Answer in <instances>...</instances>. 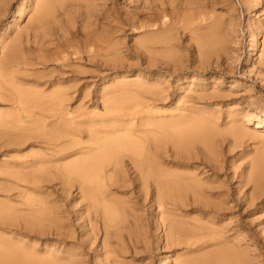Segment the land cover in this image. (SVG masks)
Returning a JSON list of instances; mask_svg holds the SVG:
<instances>
[{"label": "rangeland", "instance_id": "rangeland-1", "mask_svg": "<svg viewBox=\"0 0 264 264\" xmlns=\"http://www.w3.org/2000/svg\"><path fill=\"white\" fill-rule=\"evenodd\" d=\"M1 1H2V4L0 5V13H1L0 15V35H1L0 38L1 37L2 38L0 40V45H1L0 48L2 49H0V64L3 63V60L5 59L4 58L5 55H7V53L9 54V51H10L9 48H11V46L14 44L17 45L19 49L31 47L30 49L33 51L32 53L28 55L29 56L28 63H26L25 65L24 64L14 65L10 69L11 76H12L11 84H6L5 82H3V84L6 85V88L8 89L11 88V90L9 89V90H6L5 92V89L1 88L0 86V101H1L0 102V122L3 119H6L7 121V123H5V126L0 125V129H3V128L5 129L4 133L2 132V136L0 137V165H1L0 166V211H1L0 212V227H1L0 228V240L1 239H2L1 241L5 240L8 243L11 242V244L16 243L21 246H25V247L28 246L27 248H30V249L34 247V249L36 248L35 250H38L39 252H41L43 248L45 249V246L49 245L50 246L49 249H52V251L55 249H58L59 253L63 254L62 253L63 250L66 247H68L66 248L67 251L68 250L70 251V249H72L71 251L74 252V254L77 255L79 252L80 254L83 255V256L82 255L78 256V258L80 259L79 260L80 264H88V262L89 264H103V263L108 264V261L112 259H115V261L117 260L123 264H129V263L130 264H133V263L145 264V262H147L146 264H151V263L152 264H173L172 263L173 258L178 257V255L179 257L184 254V255H191L192 257L200 258L201 254L203 255L206 252L211 251L212 249L215 248L212 242L207 241V242H204V244L201 243L202 241H205L207 237H202V239L198 241L199 243H201L200 244L201 250H199L200 249L199 248L198 250H194V251L190 250L188 245L185 243H180L181 246H179L180 244L174 240V238L178 236V233H181L180 235L182 238L183 236H186L187 234L191 232L192 233L202 232L208 227L211 231L214 230L219 235H221V238L224 239L225 237V239L227 240L226 242L227 244H230L237 250L241 251V253H243V256L245 257L247 264H264V235H263L264 232H261V231H264V224H263L264 217H262L264 216V192H263L264 191V174H263L264 172V123L261 120V118L264 117V69H263L264 68V63H263V60H264V46H263L264 45V32H263L264 30V25H263L264 24V0H261V1L260 0H252V1L251 0H204V1L203 0H163V1L155 0L156 2L154 0H145V1L144 0H105V1L104 0H57L55 2L54 8L51 9L50 15L47 17V22L50 23L49 27H51V23H53L51 29L61 30V31L55 30V32L57 31V33H55L56 36L59 35V32H60V34H63L62 38L64 40L66 39L68 40L67 41L68 44L64 43L67 46L63 45L59 49L55 48L53 44H50L49 42L51 41H46L43 44H41V41L38 40V37L35 36L34 33H32L34 31H32L33 27L29 21H30V16L32 13L31 6L35 4L36 0H0V3ZM94 1L96 2L94 3ZM103 2L105 3L103 4ZM90 5H92V7ZM251 5H252V8H251ZM91 8L93 9V11L91 10ZM104 8H105L104 15H106L105 17L104 15L102 16V13H103L102 11ZM226 9H228L229 11ZM70 10L71 11L73 10V12H70ZM81 12L82 14H80ZM3 14H5V16ZM95 16H96V20L93 19L95 18ZM173 16L175 17L173 18ZM113 17H116V18L112 19ZM231 18L233 21L231 20ZM228 21H230L231 23ZM257 22L258 23L260 22V23L258 24ZM228 23L232 24L230 28V30L232 29L231 31L229 30V27H228L229 25L227 26ZM97 24L99 26L95 27L94 25H97ZM253 25L255 26L254 28H252ZM200 26L204 27V29H202ZM195 27H197L196 30L194 29ZM66 28L67 30H69L67 31V33H65ZM166 28L168 29L166 30ZM255 29L257 30L255 31ZM30 30L32 33V37L31 35L29 36V34H31ZM19 31H21L22 34H20L21 32L19 33ZM250 31H251V35H249ZM226 32H228L229 34H226ZM256 32H259V33H256ZM82 34H83V37H82ZM23 35H24V38H23ZM252 36L255 38L253 39ZM71 37L73 38L72 40H71ZM164 37L166 38L163 39ZM174 37L176 39H174ZM213 37L215 38V40L220 39L221 43L220 44H217L216 42L215 44L211 43L212 45L211 48L207 50L205 53H203V50L201 49L202 41L206 39H212ZM5 38L7 39V41ZM100 38H103V40L105 41L103 43L105 47L102 50L98 49L99 48L98 45L101 44ZM35 41H37L38 44L37 42L35 43ZM94 41H96V43ZM228 41H231V42H228ZM250 41L252 45L250 44ZM2 42L3 43L5 42V43L3 44ZM91 42L95 44L93 45ZM41 46L47 49H51L50 51L52 52H50V54L47 56V58L49 59L45 61H40V60L36 62L34 61L35 62L34 63L33 59L35 57L41 58V55H42V58H46L44 57V54H45L44 52H42L41 54L39 52V49L41 48ZM61 51L62 53L60 54ZM89 54L90 55L92 54V56H90ZM68 57L70 60L68 59ZM73 57L75 58V60ZM227 57L229 58V60ZM31 58L32 60H30ZM165 58H168V59H165ZM211 60L213 61V63L211 62ZM182 61L184 63H182ZM185 63L186 64L190 63V64L188 66V64L186 65ZM228 64L230 67L228 66ZM58 65H60V67ZM253 67L254 68L256 67L255 68L256 70ZM63 68L65 71L63 70ZM252 68L254 72H252L253 71ZM193 69L195 72H193ZM67 71L68 73H66ZM262 72H263V75L261 74L262 76L261 75L259 76V73H262ZM161 74L163 77L161 76ZM213 74L215 77L212 76ZM193 75L196 78L193 77ZM219 75H221L223 78ZM187 76H189L191 79L188 78ZM18 77H20L21 79H17ZM154 77L158 79L155 80ZM217 77L219 79H217ZM111 78L113 80H109ZM152 78L156 82H154ZM29 79L31 81L32 80H36V81H32V85H31L30 84L31 81ZM118 80L121 82L122 86L119 85L120 83H117ZM125 80L127 82H125ZM157 80L158 81L160 80V82H157ZM40 81L42 82V84H40L41 83ZM112 81H114V83L116 84H112ZM144 81H147L148 83L147 82L144 83ZM214 82L216 83V85H213L215 84ZM131 83L133 84V87ZM190 83L195 87L191 86ZM168 85L170 88L168 87ZM199 85L201 87L198 88ZM128 86L130 88H128ZM122 87L124 88V90L121 89ZM146 87L155 88L157 89V91L156 92H152L149 90L142 91V89ZM217 87H219L220 89ZM19 89L21 91L23 90L26 92L28 90L27 93H38L41 96V98L47 96L50 93L59 91L60 92L59 97L61 101L56 107L57 110L55 108L47 109V110H42V109L38 110L37 108H35L33 111H24L22 108V104L15 101V96L17 95L16 93L20 91ZM111 89L115 93L112 92ZM125 89L127 91H125ZM134 89L138 90L139 92H136V90L134 91ZM108 92H111V93L109 94ZM8 93H9V96H8ZM10 96H12L13 99L10 98ZM131 97L132 98L134 97V99H132ZM186 99H188V101ZM212 100L215 101L216 104ZM117 101L118 102L120 101L119 104L117 103ZM209 102H213V103H209ZM249 103H251V105ZM125 106H127L128 108L127 107L124 108ZM115 107L124 108L122 110H119L121 113L124 111L130 110L128 115L125 114L122 116V119H124V122L120 124L125 123V126L126 125L131 126V130H133L135 133H137V131L139 130L155 129L154 127H156L159 124L175 122L176 120L181 121V120L188 118L187 119L189 120L188 122L191 123L192 126L195 127L196 131L198 130L197 132H200L199 134L200 137L197 136L199 137V139L197 138L193 140L191 143L188 144V146L185 149H179V150H176L175 148H173L172 143L170 141L165 140L163 141L162 149H160V151L158 150L160 153L159 152L157 153L158 157H156L155 160L159 161L160 167L163 165L161 168H165V169L168 168L166 170L179 174L180 179L182 181H187L189 183L192 182V184L193 183L197 184V187H198V188L196 187L197 190L195 191L187 190L183 193H177L175 191H171L172 194L174 195L167 196V197L164 196L162 199H159L160 197L159 195L161 194V192L159 193L153 180L150 177H147V179L144 178L143 176H145V174L140 173L137 168L135 169V167H133V165L128 161V158L126 156L124 157L125 163L123 165H120L119 170L112 172L109 179L107 178V175H106V180H104L103 182L102 189L99 191H96V196H95L94 201L89 199L86 196L85 192L80 190V188L78 187L79 185L75 179H71L67 181L66 183V177L59 175L60 172L57 171L56 166H58V164L65 163V161L66 162L68 160L70 161V159L75 160V159L81 158L83 156V153L78 152V150L81 147H86V148L93 147V141H95L94 136L96 135L101 136L102 133H99V132L102 131L101 130L102 126H104L107 123L106 121L109 120L108 122H110L112 120L110 118V116L113 114L111 109L113 108V111H115L114 109ZM246 108L247 110L255 111L257 113L258 118L256 115H253V114L249 115L246 111ZM144 112L146 113L144 114ZM228 114L230 115V117ZM235 114H237V118L240 117V119H237ZM141 115L143 117L146 116V118L143 119ZM157 115L158 117L159 115L160 117H162L163 115L162 118L164 120L160 117L158 120ZM179 115H180V118H179ZM153 116L156 118H154ZM170 116H172L173 118ZM210 116H213V117H210ZM27 118L29 120L32 119V121L30 120L29 122L28 121L25 122V120H28ZM106 118H110V119L106 120ZM35 119L36 120L42 119V121L39 122V121H36ZM140 119H141V122H140ZM81 122H83V124ZM257 122H259V126H255ZM37 123H39L40 126L36 127L38 129L36 128L34 129L33 127L38 125ZM136 123H139V124L136 125ZM244 123L247 126V128L245 125H243L245 127L242 126V124ZM65 124L71 125V130L73 131L72 133L73 136L67 137V139L64 136H62V134H59L61 133L60 129L62 128L65 129ZM139 125H143V126H139ZM44 126L46 129L44 128ZM96 131H98V133H96ZM155 132L156 130L154 131V133ZM138 133L141 135V132H138ZM148 135L151 136V134H148ZM16 138L17 140H15ZM71 138L72 140H70ZM217 141L218 143L219 142L220 143L218 144ZM223 141H224V144H222ZM68 146L71 147V149L67 150L66 152L70 156L68 155L57 156L55 154L56 150L63 149ZM48 152L50 154L46 155V153ZM72 154H73V157H71ZM196 154L198 155V157ZM180 156H185L186 158H188V160L186 161V159H181ZM162 160L163 161L167 160V162L164 161L162 163ZM191 160L192 161L194 160V161L191 162ZM39 161H40V164H39ZM4 162H7V165ZM194 163H196L197 165L196 164L194 165ZM9 165L12 168L9 167ZM170 165H171V168H170ZM183 165L184 166L186 165L185 168ZM16 166L17 168H15ZM191 166L193 167V169ZM24 167L27 169H24ZM189 167H191V169ZM124 168L126 170V173H125ZM200 168L202 169L200 170ZM262 170L263 172H261ZM200 171H202L203 173ZM212 171H214L213 172L214 174L212 173ZM56 172L57 174H55ZM214 176L215 177L217 176L219 178L221 176V178L218 179L216 177L217 178L216 179L217 181H216L214 179L215 178ZM212 179H214L216 183ZM210 181L212 184H210ZM228 184H229V187L226 186ZM19 185L20 186L22 185L24 187L21 188ZM110 188L112 190L111 192L110 190L108 191V189ZM31 189L32 191H30ZM203 190H205L206 192H204ZM221 190L223 191L222 193H221ZM33 191H36V192H33ZM193 192L196 194L194 195ZM212 192L213 193L216 192V193L213 194ZM34 193H36V195ZM40 193H42L43 195ZM223 193L226 195H224ZM227 193L229 194L231 198L228 196ZM177 196H180L179 197L180 199ZM211 196L213 197L211 198ZM226 196L228 197V199ZM113 197L115 200L113 199ZM110 198H112V200ZM27 199L31 203L30 202L28 203L26 201ZM133 200H135V202H133ZM167 200H169V202ZM183 200H184V203H182ZM165 201L168 203V205ZM117 202L119 203L117 204ZM172 202H175V203H172ZM231 202L233 206L230 205ZM185 203L188 204L189 206L186 205ZM174 204L180 207V209L178 207L177 209ZM239 204H241L242 206ZM47 205H49V207ZM16 206L18 207L15 208ZM41 207L44 208L43 211L40 210ZM64 207L66 209H64ZM104 207H106L107 209L106 214H107L108 221L112 222L111 225L106 226V229L104 228L103 214H102ZM169 207L171 210L169 209ZM20 208L22 210L24 209H28V210L22 211ZM174 208L176 209L174 210ZM12 209H16V210H12ZM132 209L137 211V213ZM57 210H58V213H57ZM66 210L67 212L69 211L70 213H66ZM196 210H198L199 212ZM7 212L8 214H6ZM59 212L62 214V217ZM197 212L198 214H196ZM29 213L31 214V216L33 215L32 217L36 216L33 218L35 221L34 222L35 226L33 228H30L29 224L24 220V217L29 215ZM76 213H77V216H76ZM155 213H156V217H155ZM186 213H188L187 216L185 215ZM165 214H168V215H165ZM177 214L178 216L180 214V218L181 217L183 218L180 219L179 217H177ZM160 215H162L163 218ZM174 215L176 216V218ZM194 215L195 216L197 215L196 218ZM201 215L203 217H200ZM229 215H231L230 217L232 218H229ZM138 216L141 217L139 218L140 220L136 218ZM167 216L168 217L170 216L171 218L169 217L168 219ZM191 216L192 218H190ZM198 216L200 217V221L202 220L201 222L199 221ZM206 216L209 218H207ZM215 216L216 217L219 216V217L215 218ZM68 217L70 219L72 217V220H70ZM185 217L187 219H185ZM159 218H162V219H159ZM202 218L204 219V221ZM213 218L214 220H212ZM52 219H54L55 221ZM188 219H190V221ZM191 219L194 221H191ZM229 219H232V220H229ZM234 219L236 221H234ZM237 219H238V223H236ZM135 220L137 222H135ZM211 221L213 222V224L211 223ZM157 222H159L158 223L159 225L156 224ZM167 222L171 223V225L173 224L176 227V228L174 227L175 230H177L176 233H173L174 232L173 227L171 226L172 227L171 228ZM193 222L195 223L193 224ZM141 223H142V227H141ZM235 223L238 224L236 225L237 228L235 227ZM259 223H262V224H259ZM214 224L216 226H214ZM60 225L61 226L65 225L62 228L63 230L69 233L67 237H62V236L58 237L57 235L52 234L53 229L55 227L58 226L60 229H62ZM167 226L170 229H168ZM215 227L216 228L218 227V228L216 229ZM142 228L143 230H145L144 231L145 235H144ZM223 228L225 229V231ZM243 228H246V229H243ZM8 229H10L11 231ZM99 229L100 231H98ZM104 229H105L106 234H104ZM16 231H18L20 235L23 232H24L23 234L25 235L26 233V235L24 236L22 234L21 235L22 237H21L18 233L17 234L15 233ZM41 231L44 234L41 235ZM76 231H77V234H76ZM233 231L235 232L238 231L239 233L238 232L235 233ZM139 232H143V234ZM253 235H254V239L249 238L251 236L253 237ZM73 236H75L77 239L73 238ZM235 236L238 238H236ZM12 237L15 238V241L14 239H12ZM166 237H168V240H171L173 244L172 243H170L171 245L167 244ZM248 238L249 240L251 239L250 242L252 244L249 243ZM79 240L83 241V244L79 243ZM141 240L143 241L141 242ZM36 241L38 244L36 243ZM101 241L103 242L101 243ZM56 242L57 243L59 242L58 245ZM74 243H79V244H75V246H73ZM103 243H106L109 246V248L114 249L115 252L103 254V249L101 250V244ZM210 244H212L213 247L212 245L210 246ZM41 245L43 246V248L41 247ZM78 245H80L79 247L80 248L82 247L81 249L83 250H81L78 247ZM133 245H136V246L134 247ZM162 245H164V247ZM58 247H60L61 250ZM137 247H141V249L143 250H140V248L139 250L135 249ZM202 249L204 251H202ZM82 251L85 255L87 254L86 255L87 257H85ZM138 251L140 253H138ZM189 251H192V252L189 253ZM165 252L168 255V257L166 256V254H164ZM255 252L257 253L255 254ZM64 254H65V250H64ZM116 254H118V256ZM172 254L173 256H169ZM91 255L93 258H91ZM80 256H82L81 258L83 259L82 260L83 263L81 261ZM146 257H148L149 259L147 260ZM159 257L162 258V261H161V258ZM95 260L97 262H95ZM148 262H151V263H148ZM198 262L199 263L197 264H207L206 262H203V260L201 262L200 259L198 260Z\"/></svg>", "mask_w": 264, "mask_h": 264}, {"label": "bare ground", "instance_id": "bare-ground-1", "mask_svg": "<svg viewBox=\"0 0 264 264\" xmlns=\"http://www.w3.org/2000/svg\"><path fill=\"white\" fill-rule=\"evenodd\" d=\"M57 0H36V2H35V4L33 5V6H31L32 8H31V16H30V23H31V25H32V27H33V29H32V31H34V32H32V33H34V35L35 36H37L38 37V40H40L41 41V44H43L44 42H46V41H51V42H49L50 44H53L54 45V47L55 48H61L63 45H66V44H64V43H67L68 44V40L66 39V40H64L62 37H63V34H60V32H59V35H55V33H57V31H59V30H57V29H55V30H57L56 32H55V30L54 29H51L52 28V24L53 23H51V27H49V24L50 23H48L47 22V17L50 15V12H51V9L52 8H54V6H55V2H56ZM105 1V0H104ZM145 1V0H144ZM155 1V0H154ZM163 1V0H162ZM204 1V0H203ZM252 1V0H251ZM261 1V0H260ZM4 2V1H3ZM96 1H94V3H95ZM156 2V1H155ZM20 3V2H19ZM97 3H99V2H97ZM102 3V2H101ZM105 2H103V4H104ZM153 3V2H152ZM163 3V2H162ZM247 3H249V2H247ZM2 4V1H1V3H0V5ZM31 4V3H30ZM192 4V3H191ZM200 4V3H199ZM211 4V3H210ZM64 5V4H63ZM84 5V4H83ZM96 5V4H95ZM100 5V4H99ZM99 5H97V6H99ZM156 5V4H155ZM172 5V4H171ZM187 5V4H186ZM21 6V5H20ZM65 6V5H64ZM91 7H92V5H90ZM105 6V5H104ZM158 6H159V4H158ZM188 6V5H187ZM248 6V5H247ZM5 7V6H4ZM17 7H18V5H17ZM16 7V8H17ZM28 7V6H27ZM63 7V6H62ZM207 7V6H206ZM209 7V6H208ZM2 8V7H1ZM25 8V7H24ZM94 8V7H93ZM180 8V7H179ZM229 8V7H228ZM251 8H252V5H251ZM73 9V8H72ZM76 9V8H75ZM231 9V8H230ZM234 9V8H233ZM262 9V8H261ZM23 10V9H22ZM56 10V9H55ZM62 10V9H61ZM80 10V9H79ZM84 10V9H83ZM86 10V9H85ZM88 10H89V8H88ZM91 10L93 11V9L91 8ZM155 10V9H154ZM166 10V9H165ZM226 10H228V9H226ZM9 11V10H8ZM18 11V10H17ZM27 11V10H26ZM58 11V10H57ZM66 11V10H65ZM64 11V12H65ZM78 11V10H77ZM76 11V12H77ZM225 11V10H224ZM229 11V10H228ZM247 11V10H246ZM250 11V10H249ZM4 12H5V10H4ZM3 12V13H4ZM29 12V11H28ZM67 12V11H66ZM65 12V13H66ZM70 12H73V10L71 11L70 10ZM80 12V11H79ZM85 12V11H84ZM95 12V11H94ZM100 12V11H99ZM103 13H102V16L104 15V13H105V8L103 9V11H102ZM248 12V11H247ZM27 13V12H26ZM112 13V12H111ZM216 13V12H215ZM226 13V12H225ZM6 14V13H5ZM5 14H3L4 16H5ZM80 14H82V12L80 13ZM79 14V15H80ZM84 14V13H83ZM91 14H93V13H91ZM99 14V13H98ZM101 14V13H100ZM154 14V13H153ZM217 14V13H216ZM227 14V13H226ZM0 15H1V13H0ZM86 15V14H85ZM89 15V14H88ZM87 15V16H88ZM121 15H123V14H121ZM126 15V14H125ZM201 15V14H200ZM230 15V14H229ZM29 16V15H28ZM76 16V15H75ZM94 16V15H93ZM106 15H104V17H105ZM184 16V15H183ZM198 16V15H197ZM205 16V15H204ZM216 16V15H215ZM226 16V15H225ZM224 16V17H225ZM228 16V15H227ZM89 17V16H88ZM91 17H92V15H91ZM120 17V16H119ZM124 17V16H123ZM175 16H173V18H174ZM231 17V16H230ZM229 17V18H230ZM85 18H86V16H85ZM114 18H116V17H113L112 19H114ZM172 18V19H173ZM183 18V17H182ZM206 18H208V17H206ZM212 18V17H211ZM56 19H57V17H56ZM93 19H95L96 20V16H95V18H93ZM155 19V18H154ZM215 19V18H214ZM224 19V18H223ZM227 19V18H226ZM89 20H90V18H89ZM150 20V19H149ZM151 20H153V19H151ZM196 20H198V19H196ZM206 20V19H205ZM225 20V19H224ZM231 20H232V18H231ZM59 21V20H58ZM92 21V20H91ZM137 21V20H136ZM233 21V20H232ZM61 22V21H60ZM93 22V21H92ZM119 22V21H118ZM155 22H156V20H155ZM161 22V21H160ZM228 22H230V21H228ZM15 23V22H14ZM120 23V22H119ZM135 23V22H134ZM231 23V22H230ZM258 23V22H257ZM260 23V22H259ZM258 23V24H259ZM61 24V23H60ZM96 24V23H95ZM207 24V23H206ZM225 24H226V22H225ZM253 24V23H252ZM251 24V25H252ZM263 24V23H262ZM16 25V24H15ZM55 25V24H54ZM63 25V24H62ZM153 25V24H152ZM155 25V24H154ZM157 25V24H156ZM185 25V24H184ZM204 25V24H203ZM229 25V26H228ZM231 25L232 24H227V26L229 27V30H230V28H231ZM261 25V24H260ZM264 25V24H263ZM8 26V25H7ZM65 26V25H64ZM95 27L96 26H99L98 24L97 25H94ZM93 26V27H94ZM192 26V25H191ZM197 26V25H196ZM17 27H18V25H17ZM16 27V28H17ZM57 27H59V26H57ZM194 27V26H193ZM201 27V26H200ZM200 27H199V29H200ZM228 27H227V29H228ZM255 26L253 25V27L252 28H254ZM56 28V27H55ZM62 28V27H61ZM98 28V27H97ZM184 28V27H183ZM186 28V27H185ZM202 29H204V27H201ZM208 28V27H207ZM19 29V28H18ZM25 29V28H24ZM65 29V28H64ZM96 29V28H95ZM168 28H166V30H167ZM171 29V28H170ZM177 29V28H176ZM180 29V28H179ZM195 30L197 29V27H195L194 28ZM222 29V28H221ZM227 29H226V31H227ZM250 29V28H249ZM257 29H258V27H257ZM257 29H255V31L257 30ZM260 29V28H259ZM28 30V29H27ZM83 30V29H82ZM91 30V29H90ZM94 30V29H93ZM98 30V29H97ZM165 30V29H164ZM172 30V29H171ZM228 30V31H229ZM232 30V29H231ZM230 30V31H231ZM22 31V30H21ZM21 31H19V33L21 32ZM61 31V30H60ZM63 31V30H62ZM65 31V30H64ZM67 31H69V30H67V28H66V32L65 33H67ZM72 31V30H71ZM92 31V30H91ZM96 31V30H95ZM174 31V30H173ZM204 31V30H203ZM253 31H254V29H253ZM260 31V30H259ZM6 32V31H5ZM4 32V33H5ZM118 32V31H117ZM178 32V31H177ZM182 32V31H181ZM263 32H264V30H263ZM13 33V32H12ZM30 33H31V30H30ZM32 33L31 34H29V36L31 35V37H32ZM63 33V32H62ZM64 33V34H65ZM69 33H71V32H69ZM180 33V32H179ZM178 33V34H179ZM232 33V32H231ZM256 33H259V32H256ZM2 34H3V32H2ZM7 34H8V32H7ZM10 34V33H9ZM20 34H22V32L20 33ZM226 34H229L228 32H226ZM6 35V34H5ZM70 35V34H69ZM160 35V34H159ZM173 35H175V34H173ZM249 35H251V31H250V34ZM253 35V34H252ZM1 36V35H0ZM71 36H72V34H71ZM154 36V35H153ZM228 36V35H227ZM231 36V35H230ZM11 37V36H10ZM26 37V36H25ZM82 37H83V34H82ZM106 37V36H105ZM178 37V36H177ZM250 37V36H249ZM2 38V37H1ZM1 38H0V40H1ZM17 38V37H16ZM23 38H24V35H23ZM28 38V37H27ZM157 38V37H156ZM166 37H164L163 39H165ZM179 38V37H178ZM231 38V37H230ZM252 38L254 39L255 37H253L252 36ZM6 39V38H5ZM11 39V38H10ZM15 39V38H14ZM30 39V38H29ZM73 38L71 37V40H72ZM174 39H176L175 37H174ZM173 39V40H174ZM251 39V38H250ZM35 40V39H34ZM70 40V41H71ZM98 40V39H97ZM179 40V39H178ZM6 41H7V39H6ZM24 41V40H23ZM26 41V40H25ZM33 41V40H32ZM91 41V40H90ZM93 41V40H92ZM110 41V40H109ZM175 41V40H174ZM188 41H190V40H188ZM187 41V42H188ZM232 41V40H231ZM231 41H228V42H231ZM234 41V40H233ZM19 42V41H18ZM27 42H28V40H27ZM30 42V41H29ZM37 41H35V43H36ZM75 42H77V41H75ZM95 43H96V41H94ZM100 42H101V44H99L98 46H99V48L98 49H104V40H103V38H100ZM172 42V41H171ZM193 42V41H192ZM215 42L217 43V44H220L221 43V40L220 39H217V40H215V38L213 37L212 39H206V40H204V41H202V43H201V49L203 50V53H205L207 50H209L210 48H211V43H213V44H215ZM236 42V41H235ZM3 43V42H2ZM5 43V42H4ZM3 43V44H4ZM70 43V42H69ZM92 43V42H91ZM94 43V44H95ZM173 43V42H172ZM10 44V43H9ZM21 44V43H20ZM24 44H26V43H24ZM31 44V43H30ZM37 44H38V42H37ZM93 44V43H92ZM91 44V45H92ZM93 44V45H94ZM174 44V43H173ZM229 44V43H228ZM235 44V43H234ZM250 44H251V41H250ZM249 44V45H250ZM256 44V43H255ZM6 45V44H5ZM86 45V44H85ZM107 45V44H106ZM163 45V44H162ZM176 45V44H175ZM252 45V44H251ZM254 45V44H253ZM11 46V45H10ZM22 46V45H21ZM28 46V45H27ZM35 46H36V44H35ZM67 46V45H66ZM70 46V45H69ZM68 46V47H69ZM81 46V45H80ZM90 46V45H89ZM108 46V45H107ZM157 46V45H156ZM155 46V47H156ZM170 46V45H169ZM177 46V45H176ZM179 46V45H178ZM262 46V45H261ZM264 46V45H263ZM0 47H1V45H0ZM33 47V46H32ZM47 47V46H46ZM49 47V46H48ZM158 47V46H157ZM227 47V46H226ZM251 47V46H250ZM31 48V47H30ZM30 48H18V46L17 45H12L11 46V48H9L10 49V51H9V54L7 53V55H5V59L3 60V63L2 64H0V80L2 81V83H1V81H0V86H1V88H3V89H5V92H6V90H11V88H6V85H4L3 84V82H5L6 84H11V68L14 66V65H21V64H26V63H28V59H29V54L30 53H32V51L33 50H31ZM80 48V47H79ZM91 48V47H90ZM175 48H177V47H175ZM193 48V47H192ZM207 48V49H206ZM0 49H2V48H0ZM88 49V48H87ZM160 49H161V47H160ZM163 49V48H162ZM194 49V48H193ZM51 49H47V48H45V47H42L41 46V48L39 49V52H40V54L42 53V52H44L45 54H44V57H46V58H42V55H41V58L40 57H35L34 59H33V62L35 61H38V60H40V61H45V60H47V59H49V58H47V56L50 54V52H52V51H50ZM183 50V49H182ZM2 51V50H1ZM69 51V50H68ZM95 51V50H94ZM180 51H181V49H180ZM198 51V50H197ZM227 51V50H226ZM260 51V50H259ZM150 52V51H149ZM201 52V51H200ZM27 53V54H26ZM62 53V51L60 52V54ZM153 53V52H152ZM156 53V52H155ZM232 53V52H231ZM230 53V54H231ZM81 54V53H80ZM94 54V53H93ZM101 54V53H100ZM105 54V53H104ZM108 54V53H107ZM172 54V53H171ZM26 55V56H25ZM68 55V54H67ZM73 55H74V53H73ZM86 55H88V54H86ZM86 55H85V57H86ZM90 55V54H89ZM165 55V54H164ZM39 56V55H38ZM79 56H81V55H79ZM90 56H92V54L90 55ZM168 56V55H167ZM190 56V55H189ZM224 56H226V55H224ZM230 56V55H229ZM228 56V57H229ZM232 56V55H231ZM31 57V56H30ZM34 57V56H33ZM57 57V56H56ZM77 57V56H76ZM187 57V56H186ZM215 57V56H214ZM213 57V58H214ZM227 57V58H228ZM74 58V57H73ZM78 58V57H77ZM221 58V57H220ZM226 58V59H227ZM231 58V57H230ZM68 59H69V57H68ZM86 59V58H85ZM156 59V58H155ZM159 59V58H158ZM165 59H168V58H165ZM210 59V58H209ZM222 59V58H221ZM225 59V60H226ZM30 60H32V58L30 59ZM70 60V59H69ZM73 60V59H72ZM74 60H75V58H74ZM80 60V59H79ZM164 60V59H163ZM189 60V59H188ZM217 60V59H216ZM224 60V61H225ZM228 60H229V58H228ZM161 61H162V59H161ZM184 61V60H183ZM182 61V63H184ZM191 61V60H190ZM201 61V60H200ZM199 61V62H200ZM34 62V63H35ZM72 62V61H71ZM157 62V61H156ZM155 62V63H156ZM164 62V61H163ZM166 62V61H165ZM192 62V61H191ZM207 62V61H206ZM211 62L213 63V61L211 60ZM216 62V61H215ZM219 62V61H218ZM51 63V62H50ZM67 63V62H66ZM172 63V62H171ZM176 63V62H175ZM194 63H196V62H194ZM211 63V64H212ZM263 63H264V60H263ZM40 64V63H39ZM59 64V63H58ZM186 64V63H185ZM188 64V63H187ZM186 64V65H187ZM190 64V63H189ZM189 64H188V66H189ZM209 64V63H208ZM221 64V63H220ZM224 64V63H223ZM253 64V63H252ZM42 65V64H41ZM67 65H69V64H67ZM174 65V64H173ZM183 65V64H182ZM181 65V66H182ZM201 65V64H200ZM215 65V64H214ZM216 65H217V63H216ZM218 65H219V63H218ZM231 65H232V63H231ZM54 66V65H53ZM59 67H60V65H58ZM73 66V65H72ZM184 66V65H183ZM205 66H206V64H205ZM227 66V65H226ZM228 66H229V64H228ZM253 66V65H252ZM47 67V66H46ZM57 67V66H56ZM62 67V66H61ZM103 67V66H102ZM173 67V66H172ZM177 67V66H176ZM203 67V66H202ZM216 67V66H215ZM214 67V68H215ZM219 67V66H218ZM230 67V66H229ZM228 67V68H229ZM263 67V66H262ZM170 68H171V66H170ZM179 68V67H178ZM182 68V67H181ZM204 68H206V67H204ZM217 68V67H216ZM226 68V67H225ZM232 68V67H231ZM254 68V67H253ZM253 68H252V70H253ZM256 68V67H255ZM254 68V69H255ZM258 68H259V66H258ZM23 69V68H22ZM34 69V68H33ZM158 69V68H157ZM190 69V68H189ZM227 69V68H226ZM249 69V68H248ZM264 69V68H263ZM262 69V70H263ZM55 70V69H54ZM57 70V69H56ZM63 70H64V68H63ZM103 70V69H102ZM105 70V69H104ZM175 70V69H174ZM176 70H178V69H176ZM198 70V69H197ZM210 70V69H209ZM219 70V69H218ZM231 70V69H230ZM233 70V69H232ZM251 70V69H250ZM256 70V69H255ZM21 71V70H20ZM26 71V70H25ZM65 71V70H64ZM187 71V70H186ZM185 71V72H186ZM191 71V70H190ZM220 71H221V69H220ZM227 71V70H226ZM249 71V70H248ZM32 72V71H31ZM35 72H37V71H35ZM62 72V71H61ZM103 72V71H102ZM179 72V71H178ZM181 72V71H180ZM188 72V71H187ZM192 72V71H191ZM193 72H195L194 71V69H193ZM192 72V73H193ZM213 72H214V70H213ZM225 72V71H224ZM233 72V71H232ZM231 72V73H232ZM252 72H254V70L252 71ZM260 72V71H259ZM29 73V72H28ZM49 73V72H48ZM66 73H68V71L66 72ZM70 73V72H69ZM158 73H159V71H158ZM162 73V72H161ZM190 73V72H189ZM197 73V72H196ZM205 73V72H204ZM203 73V74H204ZM217 73V72H216ZM256 73V72H255ZM258 73V72H257ZM30 74V73H29ZM28 74V75H29ZM163 74V73H162ZM162 74H161V76H162ZM180 74V73H179ZM199 74V73H198ZM197 74V75H198ZM263 75V72L262 73H259V76L260 75ZM159 75H160V73H159ZM158 75V76H159ZM195 75V74H194ZM193 75V77H195ZM261 75V76H262ZM24 76V75H23ZM56 76V75H55ZM64 76H66V75H64ZM68 76H69V74H68ZM143 76V75H142ZM154 76V75H153ZM152 76V77H153ZM167 76H168V74H167ZM213 77H215L214 76V74L212 75ZM219 76H221V75H219ZM218 76V77H219ZM229 76V75H228ZM255 76H256V74H255ZM57 77V76H56ZM116 77H118V76H116ZM121 77V76H120ZM144 77H145V75H144ZM163 77V76H162ZM180 77V76H179ZM188 78H190L189 76H187ZM192 77V76H191ZM217 77V79H219ZM222 77V76H221ZM58 78H60V77H58ZM66 78V77H65ZM102 78V77H101ZM103 78H104V76H103ZM102 78V79H103ZM147 78V77H146ZM155 78V77H154ZM182 78V77H181ZM187 78V79H188ZM196 78V77H195ZM205 78H207V77H205ZM223 78V77H222ZM17 79H21L20 77H18ZM53 79V78H52ZM70 79H72V78H70ZM116 79V78H115ZM118 79V78H117ZM141 79H143V78H141ZM156 79H158V78H155V80ZM168 79V78H167ZM177 79V78H176ZM191 79V78H190ZM221 79V78H220ZM262 79H263V77H262ZM30 80V79H29ZM59 80V79H58ZM104 80V79H103ZM109 80H113L112 78L111 79H109ZM145 80V79H144ZM152 80L154 81V79L152 78ZM208 80V79H207ZM215 80V79H214ZM213 80V81H214ZM28 81V80H27ZM31 81V80H30ZM29 81V82H30ZM32 81H36V80H32ZM32 81H31V85H32ZM44 81V80H43ZM53 81V80H52ZM62 81V80H61ZM69 81V80H68ZM143 81V80H142ZM167 81V80H166ZM205 81V80H204ZM203 81V82H204ZM22 82V81H21ZM38 82V81H37ZM36 82V83H37ZM41 82V81H40ZM73 82V81H72ZM125 82H127L126 80H125ZM147 81H144V83H146ZM154 82H156V81H154ZM157 82H160V80L158 81L157 80ZM189 82H191V81H189ZM198 82V81H197ZM196 82V83H197ZM200 82V81H199ZM34 83V82H33ZM35 83V84H36ZM61 83V82H60ZM111 83V82H110ZM117 83H120L119 85H121V82L118 80L117 81ZM130 83V82H129ZM141 83V82H140ZM148 83V82H147ZM167 83V82H166ZM215 83V82H214ZM26 84H28V83H26ZM38 84V83H37ZM40 84H42V82L40 83ZM50 84V83H49ZM71 84H73V83H71ZM100 84H101V82H100ZM103 84V83H102ZM107 84V83H106ZM109 84V83H108ZM112 84H116V83H114V81H112ZM122 84H124V83H122ZM132 84V83H131ZM191 84V83H190ZM199 84V83H198ZM201 84V83H200ZM221 84H222V82H221ZM14 85V84H13ZM12 85V86H13ZM45 85V84H44ZM135 85V84H134ZM209 85H210V83H209ZM213 85H216V83L215 84H213ZM29 86V85H28ZM117 86V85H116ZM122 86V85H121ZM127 86V85H126ZM136 86V85H135ZM167 86V85H166ZM171 86V85H170ZM177 86V85H176ZM180 86V85H179ZM178 86V87H179ZM190 86V85H189ZM191 86H193L192 84H191ZM34 87H36V86H34ZM46 87V86H45ZM48 87V86H47ZM70 87H71V85H70ZM132 87H133V84H132ZM139 87H141V86H139ZM161 87H162V85H161ZM164 87V86H163ZM168 87H169V85H168ZM172 87V86H171ZM177 87V88H178ZM193 87H195V86H193ZM199 87H201L200 85L198 86V88ZM128 88H130L129 86H128ZM136 88V87H135ZM170 88V87H169ZM180 88V87H179ZM178 88V89H179ZM187 88V87H186ZM190 88V87H189ZM217 88H219V87H217ZM26 89V88H25ZM41 89V88H40ZM121 89H123L124 90V88L122 87ZM131 89H133V88H131ZM138 89V88H137ZM165 89V88H164ZM220 89V88H219ZM13 90V89H12ZM20 90V89H19ZM112 90V89H111ZM120 90V89H119ZM136 89H134V91H135ZM146 90H149V91H152V92H156L157 91V89H155V88H152V87H146V88H144V89H142V91H146ZM187 90V89H186ZM190 90V89H189ZM204 90V89H203ZM2 91V90H1ZM15 91V90H14ZM32 91V90H31ZM121 91V90H120ZM119 91V92H120ZM125 91H127L126 89H125ZM133 91V90H132ZM131 91V92H132ZM141 91V92H142ZM176 91H177V89H176ZM198 91V90H197ZM205 91V90H204ZM207 91V90H206ZM218 91V90H217ZM220 91V90H219ZM3 92V91H2ZM27 92H28V90H27ZM26 91H18L16 94V96H15V101L16 102H19L20 104H22V108H23V110L24 111H33L35 108H37L38 110H47V109H52V108H55L56 109V107H57V105L59 104V102L61 101V99H60V97H59V91H56V92H53V93H50V94H48L47 96H45V97H43V98H41V96L38 94V93H27ZM112 92H114L113 90H112ZM124 92V91H123ZM136 92H139L138 90H136ZM135 92V93H136ZM184 92V91H183ZM9 93H11V92H9ZM9 93H8V96H9ZM69 93H71V92H69ZM109 94L111 93V92H108ZM115 93V92H114ZM166 93V92H165ZM178 93V92H177ZM190 93H192V92H190ZM221 93V92H220ZM2 94V93H1ZM119 94V93H118ZM142 94V93H141ZM164 94V93H163ZM182 94V93H181ZM210 94V93H209ZM3 95V94H2ZM5 95V94H4ZM107 95V94H106ZM126 95V94H125ZM129 95V94H128ZM167 95V94H166ZM170 95V94H169ZM179 95V94H178ZM6 96V95H5ZM7 96V97H8ZM146 96V95H145ZM197 96V95H196ZM209 96V95H208ZM215 96H216V94H215ZM124 97V96H123ZM168 97V96H167ZM166 97V98H167ZM204 97V96H203ZM10 98H12V96H10ZM74 98V97H73ZM114 98V97H113ZM122 98V97H121ZM132 98V97H131ZM141 98V97H140ZM153 98V97H152ZM165 98V97H164ZM175 98H176V96H175ZM194 98V97H193ZM196 98V97H195ZM205 98V97H204ZM13 99V98H12ZM116 99V98H115ZM115 99H114V101H115ZM132 99H134V97L132 98ZM155 99V98H154ZM153 99V100H154ZM225 99V98H224ZM77 100V99H76ZM75 100V101H76ZM136 100V99H135ZM156 100H157V98H156ZM177 100V99H176ZM187 101H188V99H186ZM190 100V99H189ZM192 100V99H191ZM194 100V99H193ZM200 100V99H199ZM205 100V99H204ZM218 100V99H217ZM221 100V99H220ZM245 100V99H244ZM255 100V99H254ZM131 101V100H130ZM150 101H152V100H150ZM195 101V100H194ZM193 101V102H194ZM211 101V100H210ZM213 101V100H212ZM1 102V101H0ZM120 102V101H119ZM119 102L117 101V103L119 104ZM132 102V101H131ZM141 102V101H140ZM191 102V101H190ZM198 102V101H197ZM200 102V101H199ZM205 102V101H204ZM213 102H215V101H213ZM213 102H209V103H213ZM130 103V102H129ZM160 103V102H159ZM162 103V102H161ZM195 103V102H194ZM202 103V102H201ZM208 103V102H207ZM261 103V102H260ZM112 104V103H111ZM134 104V103H133ZM137 104H139V103H137ZM173 104V103H172ZM215 104H216V102H215ZM218 104V103H217ZM250 105H251V103H249ZM106 105V104H105ZM109 105H110V103H109ZM113 105V104H112ZM116 105V104H115ZM114 105V106H115ZM147 105V104H146ZM158 105V104H157ZM212 105V104H211ZM240 105V104H239ZM76 106V105H75ZM130 106V105H129ZM159 106V105H158ZM172 106V105H171ZM11 107H13V106H11ZM106 107V106H105ZM108 107V106H107ZM127 106H125L124 108H126ZM164 107V106H163ZM197 107H199V106H197ZM203 107V106H202ZM240 107V106H239ZM250 107V106H249ZM248 107V108H249ZM253 107V106H252ZM70 108V107H69ZM124 108H118V107H115L114 109H115V111H113V108L111 109V111L113 112V114L110 116V118L112 119L110 122H108V121H106L107 123L104 125V126H102V131H100V130H98V131H100L99 133H102L101 134V136L100 135H96V136H94V138H95V141H93V147H90V148H86V147H81L79 150H78V152H82L83 153V156L81 157V158H79V159H75V160H72V159H70V161L68 160L67 162L65 161V163H62V164H58V166H56V169H57V171H59L60 172V174L59 175H62V176H65L66 177V183H67V181H69V180H71V179H75L76 181H77V183H78V187L80 188V190H82L83 192H85V194H86V196L89 198V199H91L92 201H94V199H95V196H96V191H99V190H101L102 189V185H103V182H104V180H106V175H107V178L109 179L110 178V176H111V173L112 172H115L116 170H119L120 169V165H123L124 163H125V159H124V157L126 156L127 158H128V161L133 165V167H135V169L137 168L138 170H139V172L140 173H142V174H145V176H143L144 178H146L147 179V177H150L152 180H153V182L155 183V185H156V187H157V189H158V191H159V193L161 192V194L159 195L160 197H159V199H162L164 196L165 197H167V196H172V195H174V194H172V192L171 191H175V192H177V193H183V192H185V191H187V190H192V191H195V190H197V184H195V183H193L192 184V182L191 183H189V182H187V181H182L181 179H180V175L179 174H177V173H175V172H172V171H168V170H166V169H168V168H161L160 167V163H159V161H156L155 159H156V157H158V155H157V153L160 151V149H162V147H163V141H165V140H168V141H170L171 143H172V146H173V148H175L176 150H179V149H185L187 146H188V144L189 143H191L193 140H195V139H199V134H200V132H197L196 131V129H195V127L194 126H192V124L191 123H189L188 121L189 120H187V119H184V120H181V121H175V122H168V123H165V124H159V125H157V123H156V127H154L155 129H144V130H139V131H137V133H135L133 130H131V126H128V125H126L125 126V123L124 124H120V123H123L124 122V119H122V116L123 115H125V114H129V111L130 110H127V111H124V112H120L119 110H122V109H124ZM128 108V107H127ZM130 108V107H129ZM241 108H242V106H241ZM240 108V109H241ZM16 109V108H15ZM74 109V108H73ZM160 109V108H159ZM165 109V108H164ZM183 109V108H182ZM209 109H211V108H209ZM253 109V108H252ZM57 110V109H56ZM60 110V109H59ZM63 110V109H62ZM186 110V109H185ZM198 110V109H197ZM203 110V109H202ZM231 110V109H230ZM74 111V110H73ZM204 111V110H203ZM202 111V112H203ZM227 111V110H226ZM225 111V112H226ZM233 111H235V110H233ZM246 111H247V113L250 115H256L257 116V113L255 112V111H253V110H247V108H246ZM191 112V111H190ZM189 112V113H190ZM207 112V111H206ZM205 112V113H206ZM224 112V111H223ZM231 112V111H230ZM239 112V111H238ZM258 112V111H257ZM16 113V112H15ZM32 113V112H31ZM35 113H36V111H35ZM146 112H144V114H145ZM198 113V112H197ZM212 113V112H211ZM233 113V112H232ZM240 113H242V112H240ZM245 113V112H244ZM259 113V112H258ZM262 113V112H261ZM5 114V113H4ZM188 114V113H187ZM186 114V115H187ZM196 114V113H195ZM39 115H40V113H39ZM53 115V114H52ZM152 115V114H151ZM150 115V116H151ZM193 115V114H192ZM208 115V114H207ZM224 115V114H223ZM229 115V114H228ZM248 115V116H249ZM259 115V114H258ZM142 116V115H141ZM148 116V115H147ZM156 116V115H155ZM176 116V115H175ZM209 116V115H208ZM235 116H236V118H237V114H235ZM262 116V115H261ZM14 117H16V116H14ZM13 117V118H14ZM21 117V116H20ZM26 117V116H25ZM46 117V116H45ZM154 117V116H153ZM157 117H158V115H157ZM159 117H160V115H159ZM159 117H158V120H159ZM162 117H163V115H162ZM162 117H160V118H162ZM169 117V116H168ZM170 117H172V116H170ZM177 117V116H176ZM191 117V116H190ZM210 117H213V116H210ZM225 117V116H224ZM229 117H230V115H229ZM243 117H245V116H243ZM254 117V116H253ZM22 118V117H21ZM30 118V117H29ZM51 118H52V116H51ZM110 118H106V120L107 119H110ZM126 118V117H125ZM128 118H130V117H128ZM140 118V117H139ZM142 118L144 119V118H146V116H142ZM149 118V117H148ZM154 118H156V117H154ZM173 118V117H172ZM171 118V119H172ZM179 118H180V115H179ZM185 118V117H184ZM249 118V117H248ZM257 118H258V116H257ZM10 119V118H9ZM28 119V118H27ZM163 119V118H162ZM174 119H176V118H174ZM213 119V118H212ZM220 119V118H219ZM230 119V118H229ZM237 119H240V117H238ZM245 119V118H244ZM31 121H32V119H30ZM29 119L28 120H25V122L26 121H30ZM36 120V119H35ZM34 120V121H35ZM103 120V119H102ZM128 120V119H127ZM147 120H149V119H147ZM154 120V119H153ZM156 120V119H155ZM164 120V119H163ZM166 120V119H165ZM173 120V119H172ZM209 120V119H208ZM221 120V119H220ZM235 120V119H234ZM242 120V119H241ZM248 120H250V119H248ZM261 120L263 121V123H264V117H262L261 118ZM10 121V120H9ZM36 121H42V119H40V120H36ZM98 121V120H97ZM97 121H95V122H97ZM236 121V120H235ZM80 122V121H79ZM100 122V121H99ZM105 122V121H104ZM125 122H126V120H125ZM140 122H141V119H140ZM150 122V121H149ZM159 122V121H158ZM219 122H221V121H219ZM227 122H228V120H227ZM250 122V121H249ZM5 123H7V121H6V119H3L1 122H0V125L1 126H5ZM42 123V122H41ZM82 124H83V122H81ZM90 123H91V121H90ZM103 123V122H102ZM148 123V122H147ZM239 123H240V121H239ZM243 123V122H242ZM38 125H36V126H34L33 128L35 129L37 126H40V124L39 123H37ZM50 124V123H49ZM85 124V123H84ZM89 124V123H88ZM137 124H139V123H136V125ZM9 125H11V124H9ZM47 125V124H46ZM99 125V124H98ZM148 125V124H147ZM225 125V124H224ZM234 125H235V123H234ZM243 125H245V123L244 124H242V126ZM260 125H261V123H260ZM13 126V125H12ZM33 126V125H32ZM80 126V125H79ZM88 126V125H87ZM133 126V125H132ZM139 126H143V125H139ZM246 126V125H245ZM245 126H243V127H245ZM255 126H259V122H257L256 123V125ZM254 126V127H255ZM135 127V126H134ZM236 127V126H235ZM234 127V128H235ZM243 127H241V128H243ZM3 128V127H2ZM44 128H45V126H44ZM99 128V127H98ZM100 128H101V126H100ZM104 128V129H103ZM143 128V127H142ZM246 128H247V126H246ZM14 129V128H13ZM23 129V128H22ZM32 129V128H31ZM36 129H38V128H36ZM46 129V128H45ZM44 129V130H45ZM48 129V128H47ZM50 129V128H49ZM110 129V130H109ZM212 129V128H211ZM226 129V128H225ZM252 129V128H251ZM17 130V129H16ZM26 130V129H25ZM156 130V132L154 133V131ZM227 130V129H226ZM4 131H5V129L3 128V129H0V137L2 136V132L4 133ZM9 131V130H8ZM27 131V130H26ZM98 131H96V133H98ZM15 132V131H14ZM41 132V131H40ZM44 132V131H43ZM42 132V133H43ZM60 132L61 133H59V134H62V136H64L66 139H67V137H71V136H73V131L71 130V125H69V124H65V129H60ZM91 132V131H90ZM138 132H141V135L138 133ZM256 132V131H255ZM254 132V133H255ZM258 132V131H257ZM20 133V132H19ZM135 133V134H134ZM241 133V132H240ZM262 133V132H261ZM22 134V133H21ZM58 134V135H59ZM137 134H139V135H137ZM148 134H151V136H149ZM258 134V133H257ZM42 135V134H41ZM56 135V134H55ZM57 135V136H58ZM77 135V134H76ZM91 135V134H90ZM211 135V134H210ZM263 135V134H262ZM14 136V135H13ZM22 136V135H21ZM197 136H199V137H197ZM259 136V135H258ZM38 137V136H37ZM56 137V136H55ZM79 137V136H78ZM93 137V136H92ZM5 138V137H4ZM8 138V137H7ZM59 138V137H58ZM247 138V137H246ZM4 140V139H3ZM2 140V141H3ZM15 140H17V138L15 139ZM70 140H72V138L70 139ZM80 140V139H79ZM22 141V140H21ZM201 141V140H200ZM245 141V140H244ZM7 142V141H6ZM19 142V141H18ZM4 143V142H3ZM23 143V142H22ZM40 143H41V141H40ZM48 143H50V142H48ZM209 143V142H208ZM217 143H218V141H217ZM220 143V142H219ZM218 143V144H219ZM6 144V143H5ZM11 144V143H10ZM20 144V143H19ZM44 144V143H43ZM222 144H224V141H223V143ZM9 145V144H8ZM41 145V144H40ZM55 145V144H54ZM46 146H48V145H46ZM45 147V146H44ZM50 147V146H49ZM227 147V146H226ZM47 148V147H46ZM218 148V147H217ZM71 149V147H65V148H63V149H59V150H56L55 151V154L57 155V156H62V155H68L67 154V150H70ZM263 149V148H262ZM41 150V149H40ZM48 150H49V148H48ZM159 150V151H158ZM219 150V149H218ZM17 151V150H16ZM43 151V150H42ZM193 151V150H192ZM222 151V150H221ZM220 151V152H221ZM46 152V151H45ZM77 152V153H78ZM43 153V152H42ZM160 153V152H159ZM165 153V152H164ZM47 154H50L49 152L48 153H46V155ZM27 155V154H26ZM45 155V154H44ZM45 155V156H46ZM181 155V154H180ZM197 155V154H196ZM68 156H70V155H68ZM77 156V155H76ZM225 156V155H224ZM262 156V155H261ZM53 157V156H52ZM66 157V156H65ZM64 157V158H65ZM71 157H73V154H72V156ZM175 157V156H174ZM197 157H198V155H197ZM55 158V157H54ZM63 158V159H64ZM70 158V157H69ZM180 158L181 159H186V161L188 160V158H186L185 156H180ZM257 158V157H256ZM260 158V157H259ZM258 158V159H259ZM38 159V158H37ZM43 159V158H42ZM42 159H41V161H42ZM160 159V158H159ZM198 159V158H197ZM262 159V158H261ZM39 160V159H38ZM225 160V159H224ZM45 161V160H44ZM161 161V160H160ZM165 161V160H164ZM163 160H162V163L164 162ZM194 161V160H193ZM192 160H191V162H193ZM196 161V160H195ZM262 161V160H261ZM38 162V161H37ZM46 162V161H45ZM56 162V161H55ZM165 162H167V160L165 161ZM171 162V161H170ZM176 162V161H175ZM222 162V161H221ZM6 165H7V162H4ZM9 163V162H8ZM48 163H49V161H48ZM47 163V164H48ZM169 163V162H168ZM199 163V162H198ZM258 163V162H257ZM10 164V163H9ZM14 164V163H13ZM39 164H40V161H39ZM46 164V165H47ZM53 164H55V163H53ZM129 164V163H128ZM178 164V163H177ZM183 164V163H182ZM190 164H192V163H190ZM196 163H194V165H195ZM200 164V163H199ZM38 165V164H37ZM45 165V166H46ZM51 165V164H50ZM197 165V164H196ZM1 166V165H0ZM25 166V165H24ZM42 166V165H41ZM174 166V165H173ZM184 166V165H183ZM186 166V165H185ZM185 166H184V168H185ZM202 166H203V164H202ZM201 166V167H202ZM218 166H220V165H218ZM9 167H11L10 165H9ZM36 167V166H35ZM39 167H40V165H39ZM54 167V166H53ZM52 167V168H53ZM122 167V166H121ZM124 167V166H123ZM132 167V166H131ZM166 167V166H165ZM175 167V166H174ZM179 167V166H178ZM181 167H182V165H181ZM192 167V166H191ZM191 167H189L190 169H191ZM195 167V166H194ZM198 167V166H197ZM196 167V168H197ZM12 168V167H11ZM15 168H17V166L15 167ZM29 168V167H28ZM34 168V167H33ZM170 168H171V165H170ZM180 168V167H179ZM188 168V167H187ZM196 168H195V170H196ZM204 168V167H203ZM208 168V167H207ZM3 169V168H2ZM8 169V168H7ZM24 169H27V168H25L24 167ZM176 169H178V168H176ZM192 169H193V167H192ZM202 168H200V170H201ZM39 170V169H38ZM124 170H125V168H124ZM198 170V169H197ZM11 171V170H10ZM123 171V170H122ZM206 171H207V169H206ZM19 172V171H18ZM196 172H198V171H196ZM200 172H202V171H200ZM214 171H212V173H213ZM219 172V171H218ZM261 172H263V170L261 171ZM121 173V172H120ZM125 173H126V170H125ZM203 173V172H202ZM222 173V172H221ZM16 174V173H15ZM26 174V173H25ZM55 174H57V172L55 173ZM117 174V173H116ZM136 174V173H135ZM214 174V173H213ZM224 174V173H223ZM261 174V173H260ZM263 174H264V172H263ZM126 175H128V174H126ZM138 175H139V173H138ZM207 175V174H206ZM211 175V174H210ZM220 175V174H219ZM37 176H39V175H37ZM54 176V175H53ZM223 176V175H222ZM227 176V175H226ZM10 177H12V176H10ZM16 177V176H15ZM127 177V176H126ZM126 177H125V179H126ZM205 177V176H204ZM215 177V176H214ZM217 177V176H216ZM214 178L215 180L218 178V179H220L221 178V176H220V178L219 177H217V178ZM14 178V177H13ZM120 178H121V176H120ZM124 178V177H123ZM128 178V177H127ZM206 178V177H205ZM210 178V177H209ZM214 179H212L213 181H214ZM29 180V179H28ZM56 180V179H55ZM60 180V179H59ZM123 180V179H122ZM121 180V181H122ZM130 180V179H129ZM222 180V179H221ZM62 181V180H61ZM133 181V180H132ZM217 181V180H216ZM223 181V180H222ZM222 181H221V183H222ZM244 181V180H243ZM38 182H39V180H38ZM37 182V183H38ZM59 182V181H58ZM109 182V181H108ZM140 182V181H139ZM215 182V181H214ZM224 182V181H223ZM56 183V182H55ZM127 183V182H126ZM216 183V182H215ZM45 184V183H44ZM60 184V183H59ZM75 184V183H74ZM111 184V183H110ZM125 184V183H124ZM210 184H212L211 183V181H210ZM76 185V184H75ZM108 185V184H107ZM127 185V184H126ZM125 185V186H126ZM16 186H18V185H16ZM20 186V185H19ZM39 186V185H38ZM68 186V185H67ZM74 186V185H73ZM72 186V187H73ZM112 186V185H111ZM124 186V187H125ZM137 186V185H136ZM226 186H228L229 187V184L228 185H226ZM21 188L22 187H24V186H20ZM42 187V186H41ZM138 187V186H137ZM197 187V188H196ZM48 188V187H47ZM77 188V187H76ZM145 188V187H144ZM154 188V187H153ZM236 188V187H235ZM25 189H26V187H25ZM28 189V188H27ZM30 189V188H29ZM104 189H106V188H104ZM103 189V190H104ZM234 189V188H233ZM246 189V188H245ZM47 190V189H46ZM110 190V192L112 191L111 190V188L110 189H108V191ZM128 190V189H127ZM229 190V189H228ZM23 191V190H22ZM21 191V192H22ZM29 191V190H28ZM28 191H27V193H28ZM30 191H32V189L30 190ZM42 191V190H41ZM50 191V190H49ZM48 191V192H49ZM119 191V190H118ZM204 192H206L205 190H203ZM218 191V190H217ZM216 191V192H217ZM237 191V190H236ZM24 192V191H23ZM33 192H36V191H33ZM43 192V191H42ZM70 192V191H69ZM106 192V191H105ZM127 192V191H126ZM130 192H131V190H130ZM153 192V191H152ZM215 192V193H216ZM223 191L221 190V193H222ZM226 192V191H225ZM228 192V191H227ZM264 192V191H263ZM55 193V192H54ZM113 193V192H112ZM115 193V192H114ZM128 193V192H127ZM194 193V192H193ZM209 193H210V191H209ZM213 193V192H212ZM215 193H213V194H215ZM238 193V192H237ZM35 195H36V193H34ZM38 194H39V192H38ZM40 194H42V193H40ZM123 194V193H122ZM130 194V193H129ZM151 194V193H150ZM196 193H194V195H195ZM224 194V193H223ZM228 194V193H227ZM243 194V193H242ZM25 195V194H24ZM28 195V194H27ZM33 195V194H32ZM43 195V194H42ZM46 195H48V194H46ZM45 195V196H46ZM110 195V194H109ZM136 195V194H135ZM181 195V194H180ZM212 195V194H211ZM224 195H226V194H224ZM19 196H20V194H19ZM29 196V195H28ZM114 196V195H113ZM198 196V195H197ZM210 196V195H209ZM221 196V195H220ZM228 196H229V194H228ZM22 197V196H21ZM24 197V196H23ZM35 197V196H34ZM47 197V196H46ZM72 197V196H71ZM178 198L180 197V196H177ZM213 196H211V198H212ZM217 197V196H216ZM218 197H219V195H218ZM227 197V196H226ZM230 197V196H229ZM42 198H43V196H42ZM52 198V197H51ZM55 198V197H54ZM79 198V197H78ZM77 198V199H78ZM116 198V197H115ZM119 198V197H118ZM133 198V197H132ZM143 198V197H142ZM176 198V197H175ZM174 198V199H175ZM181 198H182V196H181ZM184 198H185V196H184ZM191 198V197H190ZM190 198H189V200H190ZM204 198H205V196H204ZM210 198V199H211ZM231 198V197H230ZM229 198V199H230ZM261 198V197H260ZM72 199V198H71ZM76 199V200H77ZM102 199V198H101ZM106 199V198H105ZM111 200H112V198H110ZM113 199H114V197H113ZM130 199H131V197H130ZM155 199V198H154ZM180 199V198H179ZM227 199H228V197H227ZM257 199V198H256ZM32 200V199H31ZM44 200H45V198H44ZM58 200V199H57ZM75 200V199H74ZM107 200V199H106ZM115 200V199H114ZM126 200V199H125ZM178 200V199H177ZM231 200V199H230ZM261 200V199H260ZM28 203L30 202V201H28V199L26 200ZM49 201V200H48ZM81 201V200H80ZM110 201V200H109ZM117 201V200H116ZM151 201V200H150ZM168 202H169V200H167ZM172 201V200H171ZM187 201V200H186ZM200 201V200H199ZM206 201V200H205ZM252 201V200H251ZM6 202V201H5ZM61 202H62V200H61ZM123 202V201H122ZM133 202H135V200H133ZM166 202V201H165ZM188 202V201H187ZM194 202H196V201H194ZM213 202V201H212ZM225 202V201H224ZM227 202V201H226ZM233 202V201H232ZM232 202H231V204L230 205H232L233 206V204H232ZM31 203V202H30ZM35 203H37V202H35ZM34 203V204H35ZM54 203V202H53ZM57 203V202H56ZM119 202H117V204H118ZM129 203V202H128ZM138 203V202H137ZM167 203V202H166ZM172 203H175V202H172ZM182 203H184V200L182 201ZM191 203V202H190ZM221 203H222V201H221ZM236 203V202H235ZM244 203V202H243ZM260 203V202H259ZM51 204V203H50ZM136 204V203H135ZM160 204V203H159ZM186 204V203H185ZM185 204H184V206H185ZM237 204V203H236ZM246 204V203H245ZM37 205V204H36ZM41 205V204H40ZM63 205V204H62ZM65 205V204H64ZM123 205H125V204H123ZM167 205H168V203H167ZM172 205V204H171ZM175 205V204H174ZM180 205V204H179ZM186 205H188V204H186ZM239 205H241V204H239ZM238 205V206H239ZM253 205H254V203H253ZM24 206V205H23ZM42 206V205H41ZM48 207H49V205H47ZM61 206V205H60ZM82 206V205H81ZM134 206V205H133ZM164 206V205H163ZM189 206V205H188ZM236 206V205H235ZM242 206V205H241ZM18 206H16L15 208H17ZM28 207V206H27ZM37 207V206H36ZM35 207V208H36ZM46 207V206H45ZM66 207V206H65ZM64 207V209H66ZM109 207H111V206H109ZM126 207V206H125ZM175 207L177 208L178 206H176L175 205ZM210 207V206H209ZM237 207V206H236ZM240 207V206H239ZM260 207V206H259ZM121 208H122V206H121ZM135 208H137V207H135ZM176 208H174V210L176 209ZM179 209H180V207H178ZM177 208V209H178ZM211 208V207H210ZM251 208V207H250ZM258 208V207H257ZM21 209V208H20ZM24 209V208H23ZM47 209V208H46ZM78 209V208H77ZM131 209V208H130ZM142 209V208H141ZM169 209H170V207H169ZM186 209V208H185ZM194 209V208H193ZM242 209V208H241ZM256 209V208H255ZM259 209V208H258ZM262 209V208H261ZM12 210H16V209H12ZM22 210V209H21ZM24 210H28V209H24ZM24 210H22V211H24ZM32 210V209H31ZM40 210L41 211H43L44 210V208H40ZM58 210H59V208H58ZM58 210H57V213H58ZM61 210V209H60ZM132 210H134V209H132ZM138 210H139V208H138ZM171 210V209H170ZM205 210H206V208H205ZM227 210V209H226ZM234 210V209H233ZM244 210V209H243ZM246 210V209H245ZM11 211V210H10ZM90 211V210H89ZM94 211V210H93ZM106 211H107V209H106V207H104L103 208V212H102V214H103V224H104V228L106 229V226L107 225H111L112 224V222L111 221H108V219H107V214H106ZM127 211V210H126ZM125 211V212H126ZM135 211V210H134ZM142 211V210H141ZM191 211V210H190ZM196 211H198V210H196ZM202 211V210H201ZM200 211V212H201ZM213 211V210H212ZM211 211V212H212ZM232 211V210H231ZM1 212V211H0ZM5 212V211H4ZM13 212V211H12ZM18 212V211H17ZM29 212V211H28ZM38 212V211H37ZM64 212V211H63ZM84 212V211H83ZM118 212V211H117ZM136 213H137V211H135ZM159 212V211H158ZM162 212V211H161ZM180 212H182V211H180ZM192 212V211H191ZM199 212V211H198ZM198 212L196 213V214H198ZM208 212V211H207ZM206 212V213H207ZM223 212V211H222ZM229 212H230V210H229ZM235 212V211H234ZM21 213V212H20ZM33 213V212H32ZM60 213V212H59ZM66 213H70L69 211L67 212V210H66ZM78 213V212H77ZM77 213H76V216H77ZM82 213V212H81ZM90 213V212H89ZM94 213V212H93ZM124 213V212H123ZM142 213V212H141ZM165 213V212H164ZM168 213V212H167ZM173 213V212H172ZM183 213H184V211H183ZM190 213V212H189ZM195 213V212H194ZM203 213V212H202ZM210 213V212H209ZM216 213V212H215ZM214 213V214H215ZM220 213V212H219ZM227 213H228V211H227ZM239 213V212H238ZM249 213V212H248ZM260 213V212H259ZM6 214H8V212L6 213ZM22 214H23V212H22ZM21 214V215H22ZM34 214V213H33ZM36 214V213H35ZM96 214V213H95ZM118 214V213H117ZM135 214V213H134ZM176 214V213H175ZM187 214L188 213H186L185 215L187 216ZM200 214V213H199ZM221 214V213H220ZM25 215V214H24ZM60 215H61V217H62V214L60 213ZM69 215V214H68ZM98 215V214H97ZM97 215H95V216H97ZM165 215H168V214H165ZM203 215V214H202ZM200 216V217H203V216ZM211 215V214H210ZM217 215V214H216ZM222 215V214H221ZM228 215V214H227ZM233 215V214H232ZM236 215V214H235ZM234 215V216H235ZM247 215V214H246ZM33 216V215H32ZM31 216V214L29 213V215H27V216H25L24 217V220L29 224V226H30V228H33L35 225V221H34V217H36V216H34V217H32ZM88 216V215H87ZM91 216V215H90ZM90 216H89V218H90ZM136 216V215H135ZM160 216H162V215H160ZM175 216V215H174ZM184 216V215H183ZM189 216V215H188ZM195 216V215H194ZM197 216V215H196ZM196 216H195V218H196ZM213 216V215H212ZM231 215H229V218H232V217H230ZM38 217V216H37ZM59 217V216H58ZM86 217V216H85ZM125 217V216H124ZM155 217H156V213H155ZM168 217V216H167ZM170 217V216H169ZM169 217H168V219H169ZM173 217V216H172ZM177 217H179L180 218V214H179V216H178V214H177ZM199 217V216H198ZM200 217H199V221H200ZM207 217V216H206ZM211 217V216H210ZM217 217H219V216H217ZM216 216H215V218H217ZM223 217V216H222ZM225 217V216H224ZM244 217V216H243ZM262 217H264V216H262ZM40 218V217H39ZM46 218V217H45ZM69 218V217H68ZM99 218V217H98ZM97 218V219H98ZM109 218V217H108ZM136 218H141V217H136ZM162 218H163V216H162ZM162 218H159V219H162ZM165 218H166V216H165ZM164 218V219H165ZM171 218V217H170ZM175 218H176V216H175ZM181 218H183V217H181ZM180 218V219H181ZM190 218H192V216L190 217ZM207 218H209V217H207ZM242 218V217H241ZM57 219V218H56ZM70 219V218H69ZM129 219V218H128ZM156 219H158V218H156ZM173 219V218H172ZM185 219H187L186 217H185ZM194 219V218H193ZM203 219V218H202ZM221 219V218H220ZM239 219V218H238ZM238 219H237V222L236 223H238ZM249 219V218H248ZM44 220V219H43ZM52 220H54V219H52ZM70 220H72V217H71V219ZM85 220V219H84ZM91 220H92V218H91ZM124 220V219H123ZM122 220V221H123ZM127 220V219H126ZM140 220V219H139ZM178 220V219H177ZM189 221H190V219H188ZM187 220V221H188ZM195 220V219H194ZM194 220H192L191 219V221H194ZM197 220V219H196ZM211 220V219H210ZM212 220H214V218L212 219ZM229 220H232V219H229ZM258 220V219H257ZM260 220V219H259ZM263 220V219H262ZM41 221H42V219H41ZM48 221H49V219H48ZM55 221V220H54ZM57 221V220H56ZM88 221V220H87ZM96 221H98V220H96ZM179 221V220H178ZM184 221H186V220H184ZM188 221V222H189ZM202 221V220H201ZM200 221V222H201ZM203 221H204V219H203ZM206 221V220H205ZM207 221H208V219H207ZM234 221H236L235 219H234ZM70 222V221H69ZM135 222H137L136 220H135ZM161 222V221H160ZM169 222V221H168ZM167 222V223H168ZM182 222V221H181ZM217 222V221H216ZM219 222V221H218ZM233 222V221H232ZM246 222H247V220H246ZM261 222V221H260ZM159 222H157L156 224L157 225H159L158 224ZM183 223V222H182ZM181 223V224H182ZM195 222H193V224H194ZM211 223L213 224V222L211 221ZM222 223H224V222H222ZM235 223V227H236V225H238V224H236ZM243 223V222H242ZM254 223V222H253ZM41 224H43V223H41ZM90 224V223H89ZM96 224V223H95ZM147 224H148V222H147ZM146 224V225H147ZM162 224V223H161ZM169 225H170V227L172 226L173 227V230H174V232L173 233H176L177 232V230H175V226L172 224L171 225V223H168ZM192 224V223H191ZM196 224H198V223H196ZM205 224V223H204ZM207 224H208V222H207ZM215 224H217V223H215ZM214 224V226H216ZM221 224V223H220ZM233 224V223H232ZM241 224V223H240ZM239 224V225H240ZM251 224V223H250ZM259 224H262V223H259ZM264 224V223H263ZM66 225V224H65ZM65 225H63V226H65ZM73 225V224H72ZM71 225V226H72ZM76 225V224H75ZM100 225V224H99ZM99 225H97V226H99ZM119 225H120V223H119ZM127 225V224H126ZM164 225V224H163ZM200 225V224H199ZM209 225H210V223H209ZM230 225V224H229ZM63 226H61L60 225V227L62 228ZM118 226V225H117ZM121 226H122V224H121ZM120 226V227H121ZM148 226V225H147ZM203 226V225H202ZM220 226H222V225H220ZM227 226V225H226ZM245 226H246V224H245ZM255 226V225H254ZM262 226V225H261ZM58 227V226H57ZM57 227H55L54 229H53V232H52V234H54V235H57L58 237L59 236H62V237H67L68 235H69V233L67 232V231H65V230H63V228L62 229H60L59 227L57 228ZM141 227H142V223H141ZM168 227V226H167ZM171 227V228H172ZM175 227V228H174ZM204 227V226H203ZM219 227V226H218ZM217 227V228H218ZM225 227V226H224ZM257 227V226H256ZM1 228V227H0ZM65 228V227H64ZM76 228H77V226H76ZM83 228V227H82ZM163 228V227H162ZM178 228V227H177ZM216 228V227H215ZM216 228V229H217ZM220 228V227H219ZM226 228V227H225ZM229 228V227H228ZM234 228V227H233ZM237 228V227H236ZM247 228V227H246ZM246 228H243V229H246ZM261 228V227H260ZM74 229V228H73ZM73 229H72V231H73ZM94 229V228H93ZM105 229H104V234H106V232H105ZM114 229V228H113ZM132 229V228H131ZM168 229H170L169 227H168ZM224 229V228H223ZM227 229V228H226ZM241 229V228H240ZM8 230H10V229H8ZM15 230V229H14ZM78 230V229H77ZM121 230V229H120ZM137 230H138V228H137ZM142 230H143V228H142ZM222 230V229H221ZM233 230V229H232ZM251 230V229H250ZM2 231V230H1ZM4 231V230H3ZM11 231V230H10ZM69 231V230H68ZM91 231V230H90ZM98 231H100V229L98 230ZM114 231V230H113ZM117 231V230H116ZM134 231V230H133ZM145 230H143V232H144ZM161 231V230H160ZM190 231V230H189ZM224 231H225V229H224ZM240 231V230H239ZM258 231V230H257ZM259 231H260V229H259ZM23 232V231H22ZM45 232V231H44ZM79 232V231H78ZM124 232V231H123ZM143 232H139V233H141V234H143ZM182 232V231H181ZM186 232V231H185ZM218 232H219V230H218ZM231 232V231H230ZM229 232V233H230ZM233 232H235V231H233ZM232 232V233H233ZM238 232V231H237ZM237 232H235V233H237ZM249 232V231H248ZM261 232H264V231H261ZM260 232V233H261ZM16 234L18 233L19 234V232L18 231H16L15 232ZM24 233V232H23ZM23 233H21V235L23 234ZM48 233V232H47ZM73 233H75V232H73ZM101 233V232H100ZM131 233V232H130ZM189 233V232H188ZM224 233V232H223ZM239 233V232H238ZM246 233V232H245ZM250 233V232H249ZM42 234H44L42 231H41V235ZM76 234H77V231H76ZM102 234V233H101ZM141 234H140V236H141ZM181 233H178V236H176L175 238H174V240L177 242V243H185V244H187L188 245V247L190 248V250H192V251H194V250H198L199 248H200V244L201 243H203L204 244V242H207V241H209V242H212L213 243V245H214V249H212L211 251H208V252H206L205 254H201V256H200V258H196V257H192L191 255H181L180 257H179V255H178V257H175V258H173V264H197V263H199L198 262V260L200 259L201 260V262H202V260H203V262H206L207 264H247L246 263V260H245V257L243 256V253H241V251H239V250H237L236 248H234L233 246H231L230 244H227L226 242H227V240L225 239V237H224V239L223 238H221V235H219L217 232H215L214 230H210L208 227L205 229V230H203L202 232H197V233H189V234H187L186 236H183L182 238H181V235H180ZM247 234V233H246ZM251 234H253V233H251ZM263 234V233H262ZM20 235V234H19ZM20 235V236H21ZM24 235V234H23ZM25 235H26V233H25ZM24 235V236H25ZM31 235V234H30ZM74 235V234H73ZM93 235V234H92ZM120 235V234H119ZM144 235H145V232H144ZM183 235V234H182ZM226 235V234H225ZM232 235H234V234H232ZM237 235V234H236ZM255 235V234H254ZM254 235H253V237L251 236V237H249V238H251V239H254ZM264 235V234H263ZM79 236V235H78ZM82 236V235H81ZM100 236V235H99ZM130 236V235H129ZM244 236V235H243ZM15 237V236H14ZM22 237V236H21ZM32 237H33V235H32ZM142 237H143V235H142ZM165 237V236H164ZM202 237H207V239L205 240V241H202L201 243H199L198 241L200 240V239H202ZM234 237V236H233ZM236 237V236H235ZM245 237V236H244ZM256 237V236H255ZM263 237V236H262ZM17 238V237H16ZM26 238V237H25ZM37 238V237H36ZM36 238H34V239H36ZM39 238H41V237H39ZM51 238V237H50ZM49 238V239H50ZM73 238H76L75 236H73ZM99 238V237H98ZM107 238V237H106ZM130 238V237H129ZM147 238V237H146ZM163 238V237H162ZM236 238H238V237H236ZM243 238V237H242ZM249 238H248V240H249ZM5 239V238H4ZM12 239H14V241H15V238H13L12 237ZM19 239V238H18ZM63 239V238H62ZM77 239V238H76ZM102 239H104V238H102ZM120 239H122V238H120ZM144 239V238H143ZM166 239H167V241H166V243L167 244H170V243H172V241L171 240H168V237H166ZM250 239V240H251ZM2 240V239H1ZM0 240V264H80L79 262V258H78V256L79 255H82V254H80L79 252H78V254L76 255V254H74V252H72L71 250L72 249H70V251L68 250L67 251V249L66 248H68V247H66L64 250H65V254H64V250H63V254H61V253H59V250L58 249H55V250H53L52 251V249H49V245H47V246H45V249L43 248V244L41 245V247L43 248V250L41 251V252H39L38 250H35L34 249V247L33 248H27L28 246H21V245H18V244H11V242L10 243H8L7 241H5V240H3V241H1ZM6 240H8V239H6ZM27 240V239H26ZM32 240V239H31ZM42 240V239H41ZM56 240V239H55ZM92 240V239H91ZM131 240V239H130ZM244 240V239H243ZM250 240H249V243H251L250 242ZM12 241V240H11ZM21 241V240H20ZM29 241H30V239H29ZM46 241V240H45ZM59 241V240H58ZM65 241V240H64ZM117 241H118V239H117ZM143 240H141V242H142ZM245 241H246V239H245ZM18 242V241H17ZM41 242V241H40ZM47 242H48V240H47ZM51 242V241H50ZM54 242V241H53ZM91 242V241H90ZM97 242V241H96ZM103 241H101V243H102ZM123 242V241H122ZM131 242V241H130ZM237 242V241H236ZM255 242V241H254ZM253 242V243H254ZM19 243V242H18ZM36 243H37V241H36ZM46 243V242H45ZM52 243V242H51ZM55 243V242H54ZM57 243V242H56ZM59 243V242H58ZM58 243H57V245H58ZM60 243H62V242H60ZM66 243H67V241H66ZM79 243H81V244H83V241H81V240H79ZM79 243H74V245L73 244H71V245H73V246H75V244H79ZM175 243V242H174ZM230 243V242H229ZM240 243V242H239ZM238 243V244H239ZM246 243V242H245ZM244 243V244H245ZM23 244H24V242H23ZM38 244V243H37ZM47 244V243H46ZM69 244V243H68ZM67 244V245H68ZM97 244V243H96ZM100 244V243H99ZM149 244H150V242H149ZM165 244V243H164ZM173 244V243H172ZM234 244V243H233ZM242 244H243V242H242ZM252 244V243H251ZM52 245V244H51ZM67 245H65V246H67ZM122 245V244H121ZM131 245H132V243H131ZM171 245V244H170ZM183 245V244H182ZM207 245V244H206ZM212 244H210V246H211ZM213 245H212V247H213ZM54 246V245H53ZM56 246V245H55ZM63 246V245H62ZM80 245H78V247H79ZM123 246V245H122ZM134 247L136 246V245H133ZM138 246V245H137ZM144 246V245H143ZM163 247H164V245H162ZM179 246H181V244L179 245ZM209 246V245H208ZM236 246V245H235ZM240 246V245H239ZM243 246V245H242ZM245 246V245H244ZM255 246V245H254ZM253 246V247H254ZM46 247H48V248H46ZM96 247V246H95ZM128 247V246H127ZM150 247V246H149ZM161 247V246H160ZM51 248H52V246H51ZM58 248H60V247H58ZM64 248V247H63ZM62 248V249H63ZM71 248V247H70ZM80 248V247H79ZM82 248V247H81ZM80 248V249H81ZM123 248V247H122ZM139 248H140V250H143V249H141V247H137V248H135V249H138L139 250ZM144 248V247H143ZM162 248V247H161ZM160 248V249H161ZM204 248V247H203ZM241 248V247H240ZM246 248H247V246H246ZM252 248V247H251ZM38 249V248H37ZM99 249V248H98ZM103 249V254H108V253H114L115 251H114V249H111V248H109V246L106 244V243H103V244H101V250ZM258 249V248H257ZM41 250V249H40ZM60 250H61V248H60ZM81 250H83V249H81ZM89 250V249H88ZM92 250V249H91ZM126 250H127V248H126ZM146 250V249H145ZM199 250H201V248L199 249ZM247 250H248V248H247ZM131 251H133V250H131ZM162 251V250H161ZM192 251H189V253L190 252H192ZM202 251H204L203 249H202ZM255 251V250H254ZM76 252V251H75ZM81 252V251H80ZM86 252V251H85ZM137 252V251H136ZM170 252H172V251H170ZM175 252V251H174ZM82 253H83V251H82ZM87 253V252H86ZM96 253V252H95ZM117 253V252H116ZM138 253H140L139 251H138ZM163 253V252H162ZM162 253H160V254H162ZM169 253V252H168ZM197 253V252H196ZM251 253V252H250ZM257 252H255V254H256ZM84 254V253H83ZM97 254V253H96ZM137 254V253H136ZM150 254V253H149ZM164 254H166V252L164 253ZM182 254V253H181ZM188 254V253H187ZM194 254V253H193ZM85 255V254H84ZM87 255V254H86ZM85 255V257H87ZM117 256H118V254H116ZM121 255V254H120ZM130 255V254H129ZM145 255V254H144ZM83 256V255H82ZM82 256H80V258L82 257ZM100 256V255H99ZM102 256H104V255H102ZM112 256V255H111ZM127 256V255H126ZM138 256V255H137ZM140 256V255H139ZM159 256V255H158ZM161 256H163V255H161ZM166 256L168 257V255L166 254ZM169 256H173V254L172 255H169ZM121 257V256H120ZM144 257V256H143ZM91 258H93L92 257V255H91ZM104 258H106V257H104ZM110 258V257H109ZM124 258V257H123ZM147 258V260L149 259L148 257H146ZM159 258H161V257H159ZM250 258V257H249ZM102 259H103V257H102ZM131 259V258H130ZM143 259H145V258H143ZM172 259V258H171ZM198 259V260H197ZM83 259L81 258V261H82ZM92 260V259H91ZM134 260V259H133ZM146 260V261H147ZM258 260V259H257ZM130 261V260H129ZM144 261V260H143ZM161 261H162V258H161ZM260 261H261V259H260ZM95 262H97L96 260H95ZM101 262H102V260H101ZM104 262V261H103ZM139 262V261H138ZM152 262V261H151ZM151 262H148V263H151ZM82 263H83V261H82ZM91 263H93V262H91ZM107 263V262H106ZM147 262H145V264H146ZM163 263V262H162ZM88 264H89V262H88ZM103 264H105V263H103ZM108 264H123V263H120L119 261H115V259H112V260H110V261H108ZM130 264V263H129ZM133 264H135V263H133ZM141 264H143V263H141ZM152 264V263H151Z\"/></svg>", "mask_w": 264, "mask_h": 264}]
</instances>
